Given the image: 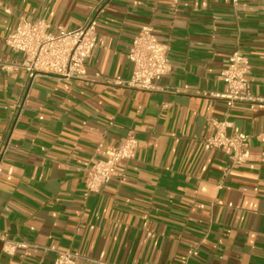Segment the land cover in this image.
<instances>
[{"label": "crops", "instance_id": "crops-1", "mask_svg": "<svg viewBox=\"0 0 264 264\" xmlns=\"http://www.w3.org/2000/svg\"><path fill=\"white\" fill-rule=\"evenodd\" d=\"M101 0H0V264H264V103L229 109L221 79L234 51L250 60L264 99V0H107L86 79L36 78L19 122L28 72L6 44L21 19L51 32L80 28ZM152 27L170 47V73L140 91L128 80L131 43ZM249 135L247 163L224 177L230 151L211 149L212 120ZM128 135L138 148L114 179L85 196L84 169ZM3 239L24 241L14 256ZM194 253H197L195 255Z\"/></svg>", "mask_w": 264, "mask_h": 264}, {"label": "built area", "instance_id": "built-area-1", "mask_svg": "<svg viewBox=\"0 0 264 264\" xmlns=\"http://www.w3.org/2000/svg\"><path fill=\"white\" fill-rule=\"evenodd\" d=\"M107 0H101L84 24L73 31L59 28V33L51 32V24L43 18L35 20L21 19L15 31L5 38L6 44L23 56L21 62L7 70L23 68L28 72V79L24 87V97L16 103L12 114V124L19 122L25 105L28 91L36 78L53 76L65 80L86 79V61L90 58L97 45L98 19L103 13ZM170 47L157 39L152 27L144 28L134 37L128 57L133 66L132 76L128 80L119 78H103L105 84L126 86L140 91L156 89L155 80L170 73L168 58ZM250 60L240 50L232 53L229 65L223 70L221 79L227 86L224 94H212L223 98L229 109L240 103H264V99L254 96L251 92L249 75ZM226 117L223 120H212L214 134L205 140L211 149L229 150L230 160L223 173L228 176L247 163L249 155V135L245 133L229 134L232 122ZM13 130L8 131L4 145L0 148V169L5 154L12 148ZM138 148L137 138L128 135L115 146H106L101 158L91 160L84 169L85 196L99 193L100 189L117 179L126 181L123 162L132 158ZM4 252L14 256L17 249L24 248V241L3 239ZM197 255V253H194ZM76 255L61 252L56 264H72ZM93 264H114L109 261H93Z\"/></svg>", "mask_w": 264, "mask_h": 264}]
</instances>
